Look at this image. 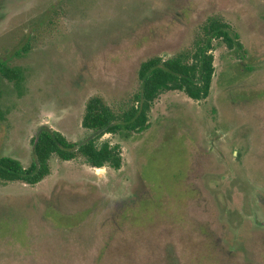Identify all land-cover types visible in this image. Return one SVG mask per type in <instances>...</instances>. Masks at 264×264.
Returning a JSON list of instances; mask_svg holds the SVG:
<instances>
[{
    "label": "rangeland",
    "instance_id": "1",
    "mask_svg": "<svg viewBox=\"0 0 264 264\" xmlns=\"http://www.w3.org/2000/svg\"><path fill=\"white\" fill-rule=\"evenodd\" d=\"M221 19L243 50L212 44L209 95L162 89L122 166L50 159L36 185L0 180V264H264V0H0V156L28 166L41 126L91 135L86 105L133 103L139 68L192 57ZM29 47L25 52V48Z\"/></svg>",
    "mask_w": 264,
    "mask_h": 264
},
{
    "label": "trees",
    "instance_id": "2",
    "mask_svg": "<svg viewBox=\"0 0 264 264\" xmlns=\"http://www.w3.org/2000/svg\"><path fill=\"white\" fill-rule=\"evenodd\" d=\"M205 35L197 42V48L189 58L185 54L163 58L152 56L139 68V89L133 103L121 113L114 112L101 97H92L86 105L82 126L91 132L84 141H71L59 131L41 126L33 139V160L28 166L10 156H0V180L24 181L36 185L51 172L50 159L56 155L62 160L75 159L78 154L95 168L122 166V151L118 145L101 141L105 134L129 137L148 126L149 111L162 89L182 90L195 100L205 99L210 93L215 72L212 42L222 38L231 50L241 51L240 36L221 19L212 18L204 27ZM27 46L24 50L28 51ZM24 69L0 60V106L2 81L7 79L20 87L24 81ZM1 113V112H0Z\"/></svg>",
    "mask_w": 264,
    "mask_h": 264
}]
</instances>
